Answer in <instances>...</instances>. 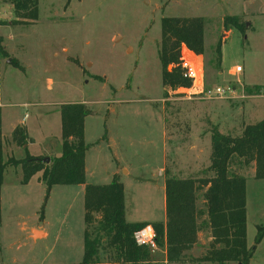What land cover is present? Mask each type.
I'll use <instances>...</instances> for the list:
<instances>
[{"label":"rangeland","instance_id":"374dc122","mask_svg":"<svg viewBox=\"0 0 264 264\" xmlns=\"http://www.w3.org/2000/svg\"><path fill=\"white\" fill-rule=\"evenodd\" d=\"M171 16L205 18L206 85L232 86L230 97L208 99L183 88L164 97L158 46L162 19ZM228 16L243 27L226 26ZM0 48L4 161L23 119L31 150L60 156V107L84 104L91 111L84 125L86 184H108L116 172L127 222L164 223L166 171L206 177L217 121L222 133L239 135L264 118V0H39L38 20L28 22L10 0H0ZM237 66L243 71L236 73ZM24 154L14 149L15 158ZM16 168L6 167L1 190L0 264H80L85 185H56L46 198L41 172L23 184ZM238 173L247 179V245L256 246L250 264H264V238L255 245L264 226V179L254 177L253 164ZM203 192L197 206L205 210ZM211 240L202 228L185 261L205 255ZM163 251L142 264H169Z\"/></svg>","mask_w":264,"mask_h":264},{"label":"trees","instance_id":"16d2710c","mask_svg":"<svg viewBox=\"0 0 264 264\" xmlns=\"http://www.w3.org/2000/svg\"><path fill=\"white\" fill-rule=\"evenodd\" d=\"M10 1L18 17L26 22L38 20L39 0ZM225 25L243 27L238 16L226 17ZM204 28L205 18L201 16L162 19L158 56L162 66L164 97L171 91L191 86L190 79L183 75L181 49L186 45L197 55H202ZM220 50L221 45H218L219 54ZM169 65L173 66L172 70L168 69ZM98 79L103 80L100 76ZM90 112L81 103L61 105L62 153L51 158L50 163L43 162V156L31 155L27 147L23 159L10 156L4 161L0 107V222L1 188L7 166H21L23 184L41 172L39 180L46 185V198L55 185L86 183L85 159L90 145L85 142L84 125ZM12 138L17 145L27 146V129L17 126ZM101 140L108 141L107 133ZM252 164L254 177L264 179V118L245 125L239 135L225 134L218 127H213L210 165L204 171L206 177L179 178L166 171L164 223L126 221L124 185L118 174L108 184H86L84 256L80 264L148 262L152 257L151 249L137 244L135 240V233L147 225L154 227L157 243L166 250L169 264H250L256 246L249 248L247 245V179L238 171ZM200 191H204L205 210L197 206ZM204 215L206 219L199 222ZM204 227L210 230L212 238L208 251L200 258L185 261L187 252L197 243L198 233ZM263 238L264 226H258L255 245ZM101 250L107 254L106 259L101 258Z\"/></svg>","mask_w":264,"mask_h":264},{"label":"built area","instance_id":"2783aa9c","mask_svg":"<svg viewBox=\"0 0 264 264\" xmlns=\"http://www.w3.org/2000/svg\"><path fill=\"white\" fill-rule=\"evenodd\" d=\"M181 67L184 77L190 79L191 86L186 89L188 94L195 96H204L208 99H224L234 93L232 86H213L208 87L205 81L204 63L200 55L190 50L186 45L181 49ZM243 71L241 66L235 68L236 73ZM180 89V88H179ZM137 244L146 246L154 252L160 248L157 243L156 231L152 225H147L135 233Z\"/></svg>","mask_w":264,"mask_h":264},{"label":"crops","instance_id":"0c3cea01","mask_svg":"<svg viewBox=\"0 0 264 264\" xmlns=\"http://www.w3.org/2000/svg\"><path fill=\"white\" fill-rule=\"evenodd\" d=\"M263 87V86H262ZM264 90V89H263ZM1 109H2V107H1ZM23 121H24V119L22 120V122H20L19 124H17V126H20V125H25L26 126V129H27V133H28V137H29V139H28V144H27V146L25 145V146H23V147H21V146H18V145H13L12 147H10V154L13 156L14 155V149L15 148H17V147H20V148H23L24 150H25V148L27 147V149H28V151H29V153L31 154V155H33V156H35V157H38V156H43L42 154H44V155H49L50 154V152H51V150H39V151H32L31 150V148H32V145H33V138L29 135V130H28V128H27V125L25 124V122L23 123ZM2 123H3V121H2ZM216 124H217V126L219 127V129H223L222 128V126L223 125H221V122H219V121H217L216 122ZM17 126H15L14 128H13V130H12V133H13V131H14V129L17 127ZM222 131V130H221ZM12 136V135H11ZM11 136H10V138H11ZM61 138H62V136H61ZM4 148H5V144H4V141H3V154H4ZM26 156V153L24 154V156H20V158L19 159H23L24 157ZM15 157V156H14ZM55 157H57V156H55ZM19 167H21V166H17V168L16 169H18ZM85 167H86V159H85ZM21 170H22V168H21ZM164 170V169H163ZM116 174V172H114V174H113V176ZM39 175H38V180H39ZM86 178H87V169H86ZM113 178V177H112ZM32 179V178H31ZM40 181V180H39ZM3 182H4V179H3ZM3 185V184H2ZM82 185H85L86 186V183L85 184H80V186H82ZM56 186V185H55ZM54 187V186H53ZM52 187V188H53ZM1 190H2V188H1ZM84 195H85V193H84ZM166 220V219H165ZM165 220H164V222H165ZM149 223V222H148ZM33 230V229H32ZM37 230L39 231V232H41L42 233V237H45L46 235H47V233H46V231L45 230H43V229H38L37 228ZM164 254H165V256H164V262L166 263L167 261H166V250L164 249Z\"/></svg>","mask_w":264,"mask_h":264},{"label":"water","instance_id":"95a60500","mask_svg":"<svg viewBox=\"0 0 264 264\" xmlns=\"http://www.w3.org/2000/svg\"><path fill=\"white\" fill-rule=\"evenodd\" d=\"M42 160H43V162H45V163H49V162L51 161V159H50L49 157H44ZM35 233H37V232L34 231V234H35Z\"/></svg>","mask_w":264,"mask_h":264}]
</instances>
